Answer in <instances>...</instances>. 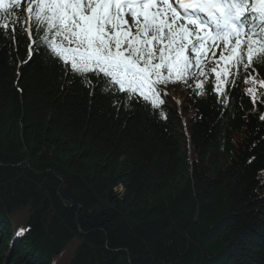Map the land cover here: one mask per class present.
<instances>
[{
    "label": "trees",
    "instance_id": "trees-1",
    "mask_svg": "<svg viewBox=\"0 0 264 264\" xmlns=\"http://www.w3.org/2000/svg\"><path fill=\"white\" fill-rule=\"evenodd\" d=\"M31 42L0 35V264H264V104L247 91L264 69L222 96L209 52L201 87L161 85L181 102L161 94L153 115L29 60Z\"/></svg>",
    "mask_w": 264,
    "mask_h": 264
},
{
    "label": "snow or ice",
    "instance_id": "snow-or-ice-1",
    "mask_svg": "<svg viewBox=\"0 0 264 264\" xmlns=\"http://www.w3.org/2000/svg\"><path fill=\"white\" fill-rule=\"evenodd\" d=\"M23 2L0 0V35L15 44L27 31L29 60L40 57L71 75L70 83L78 79L91 88L90 94L99 89L117 109L139 105L155 115L165 103L161 94L167 95L160 86L207 77L209 52L215 91L222 96L241 68L264 69V0H27L26 8ZM25 11L27 29L21 26ZM261 77L251 78L247 91L264 104V92L256 88L264 89ZM196 94L204 98L208 92ZM259 120L264 122V113Z\"/></svg>",
    "mask_w": 264,
    "mask_h": 264
},
{
    "label": "rangeland",
    "instance_id": "rangeland-1",
    "mask_svg": "<svg viewBox=\"0 0 264 264\" xmlns=\"http://www.w3.org/2000/svg\"><path fill=\"white\" fill-rule=\"evenodd\" d=\"M172 97L174 98V100L176 101V102H179L180 101V97L177 95V94H172ZM179 97V98H178Z\"/></svg>",
    "mask_w": 264,
    "mask_h": 264
}]
</instances>
